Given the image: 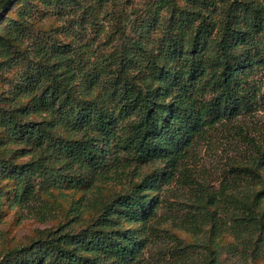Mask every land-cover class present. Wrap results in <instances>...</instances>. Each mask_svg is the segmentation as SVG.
Listing matches in <instances>:
<instances>
[{
  "label": "trees",
  "instance_id": "1",
  "mask_svg": "<svg viewBox=\"0 0 264 264\" xmlns=\"http://www.w3.org/2000/svg\"><path fill=\"white\" fill-rule=\"evenodd\" d=\"M16 1L0 0V19ZM42 1L50 6L76 7L80 0ZM191 2L194 6L198 0ZM29 5H24L19 19L9 20V35L24 34ZM157 6L158 10H172L171 21L183 19L175 0H159ZM243 10L249 11L237 7L226 15L223 36L210 38L209 27L216 23L202 20L192 30V39L188 37L182 45L169 39L160 55L135 42L116 63L104 60L94 66L85 61L82 52L69 49L52 55L54 61L27 65L23 86L25 96L32 98L30 103L9 111L0 108V128L32 156L23 165L0 162V173L17 182L15 200L19 206L26 202L29 207L37 200L34 176H43L51 186L82 190L90 176L93 181L107 183L125 174L134 163L163 162L165 168L152 181L144 178L130 193L103 207L85 229L72 232L60 226L31 245L12 250L0 264L139 263L155 230L151 220L161 205L158 198L149 200V192H159L160 184L172 182L185 154L207 133L257 104L247 79L254 69L264 67V9L250 8L252 23L247 31L237 15ZM196 17L195 21L202 18ZM12 51V45L0 43L1 55L14 66L18 62ZM173 63L178 70L171 68ZM164 85L176 87L182 95L167 98ZM185 93L192 96L187 98ZM33 116L42 119L29 120ZM62 123L78 138L57 136ZM258 160L251 167L233 171L256 181L255 185L258 179L264 184V161ZM220 194L224 200L220 208L227 220L216 222L214 235H233L242 246L237 255L246 264L259 252V245L264 246V214L247 195L239 198L236 191L228 193L226 189ZM48 207L42 204L39 212L52 216ZM136 224L141 230L126 227ZM202 225H189V232H198ZM215 255L198 256L195 264H222Z\"/></svg>",
  "mask_w": 264,
  "mask_h": 264
},
{
  "label": "rangeland",
  "instance_id": "2",
  "mask_svg": "<svg viewBox=\"0 0 264 264\" xmlns=\"http://www.w3.org/2000/svg\"><path fill=\"white\" fill-rule=\"evenodd\" d=\"M158 1L80 0L76 7L50 6L42 0L16 1L0 19V43L12 45V57L16 59L15 63L18 62L14 66L13 62L7 63L0 52V108L9 111L30 103L32 98L25 96L23 86L27 65L48 59L54 61L56 58L52 55L56 53L69 49L82 52L85 61L95 66L104 60L116 63L138 42L152 54L160 55L167 40L174 38L182 45L188 37L192 39L195 33L192 30L202 20L216 23V27H209L210 38L221 37L226 15L232 8L264 9V0H198L194 6L192 0H175L184 14L181 21H171L172 10H158ZM26 4H30V16L26 18L24 34L9 35L6 31L9 20L19 19L18 14ZM249 11L237 14L246 31L252 23ZM196 15L202 18L195 21ZM176 65L173 63L171 68L178 70ZM249 74L247 83L257 99L252 110L207 133L185 154L184 163L172 182L160 184L159 192H149V200L158 198L161 205L151 220L155 230L149 235L150 242L138 264H195L198 256L206 257L212 253H216L222 264H243L237 255L242 246L236 238L230 233L215 236L213 226L227 220L220 208L224 201L220 194L223 189L228 193L236 191L239 198L247 195V199L257 204L261 215L264 214L262 180L258 179L255 185L256 181L233 171L251 167L257 159L258 163L264 161V67ZM171 86H165L163 90L167 98L182 95ZM186 95L187 98L192 96ZM37 119L42 118H29L31 121ZM57 136L78 138L66 123L59 125ZM24 149L23 145L10 141L5 130L0 128V162L29 163L32 156L26 155ZM164 168L163 162L134 163L125 174L107 183L93 181L90 176V183L86 182L82 190L66 185L51 186L43 176H34L32 184L37 200L29 207L26 202L21 206L16 203V180L0 173V263L12 250L29 246L60 226L72 232L85 229L99 217L103 207L130 193L144 178L149 177L152 181ZM261 174L264 179V168ZM42 204L49 206L52 216H43L39 212ZM195 222L203 225L198 232H189V225ZM126 227L141 230L138 224ZM246 264H264V246L259 245V252Z\"/></svg>",
  "mask_w": 264,
  "mask_h": 264
}]
</instances>
